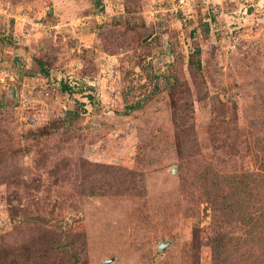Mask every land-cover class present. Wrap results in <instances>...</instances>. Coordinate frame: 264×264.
Wrapping results in <instances>:
<instances>
[{
  "label": "rangeland",
  "instance_id": "374dc122",
  "mask_svg": "<svg viewBox=\"0 0 264 264\" xmlns=\"http://www.w3.org/2000/svg\"><path fill=\"white\" fill-rule=\"evenodd\" d=\"M0 264H264V0H0Z\"/></svg>",
  "mask_w": 264,
  "mask_h": 264
},
{
  "label": "trees",
  "instance_id": "16d2710c",
  "mask_svg": "<svg viewBox=\"0 0 264 264\" xmlns=\"http://www.w3.org/2000/svg\"><path fill=\"white\" fill-rule=\"evenodd\" d=\"M197 53H199V50H197ZM195 62L193 60H191V65L194 64ZM197 64L200 66V61L197 62ZM63 90L64 91H69L72 92V90L67 86V85H63ZM135 106H128V109H133ZM71 257L73 258V255H71ZM76 261H79V258H77V254L76 256H74Z\"/></svg>",
  "mask_w": 264,
  "mask_h": 264
},
{
  "label": "water",
  "instance_id": "95a60500",
  "mask_svg": "<svg viewBox=\"0 0 264 264\" xmlns=\"http://www.w3.org/2000/svg\"><path fill=\"white\" fill-rule=\"evenodd\" d=\"M160 250H164V245H162V246L160 247Z\"/></svg>",
  "mask_w": 264,
  "mask_h": 264
}]
</instances>
